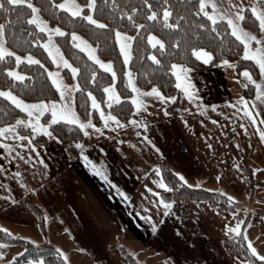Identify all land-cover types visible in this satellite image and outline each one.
Segmentation results:
<instances>
[{"label": "crops", "instance_id": "0c3cea01", "mask_svg": "<svg viewBox=\"0 0 264 264\" xmlns=\"http://www.w3.org/2000/svg\"><path fill=\"white\" fill-rule=\"evenodd\" d=\"M256 5L264 9V0ZM245 7L251 10V5ZM257 38L264 42V31ZM251 47H256L255 41ZM209 61L199 70L182 65L189 69L192 95L190 99L176 79L186 101L180 113H167L171 99L151 93L153 87L139 88L130 74L140 90L134 92L128 82L131 97L143 102L137 108L131 99L137 118L121 122L105 120L108 114H103L95 125L75 111L86 127H80V139L70 142L46 134L45 142L34 143L30 132L20 134L17 124H11L15 132L0 133V229L33 246L66 254L67 260L60 255L65 264H233L221 238L237 235L247 248L251 241L264 255V230L255 227L264 219V97L257 94V85L264 91V75L252 60L258 77L252 76L256 84L247 98L240 76L244 69L229 61ZM241 97L252 116L244 111ZM68 145L75 149L74 156ZM161 161L187 185L221 193L242 207L222 215L202 201L161 203ZM240 163L250 170L251 185ZM26 197L41 208L44 232ZM237 223L240 231H230ZM22 250L20 244L0 241V261Z\"/></svg>", "mask_w": 264, "mask_h": 264}, {"label": "trees", "instance_id": "16d2710c", "mask_svg": "<svg viewBox=\"0 0 264 264\" xmlns=\"http://www.w3.org/2000/svg\"><path fill=\"white\" fill-rule=\"evenodd\" d=\"M60 0H32L41 9L40 15L51 25H57L64 30V34L55 36L61 52L69 63L78 68L75 74L76 84L79 87L73 92V105L75 111L84 120H89L95 125L101 123L103 114L111 113L121 122L137 118L131 101L132 90L126 77V65L117 44L116 31L120 30L132 37L130 43V58L127 67L134 81L141 89L156 87L166 97H175L166 106L169 114L180 113L186 110V101L176 83L172 71L173 64H181L195 70L205 67V63L198 59L193 49L205 48L212 53L210 65L217 64L222 60L233 61L236 69H248L253 78L258 77V71L250 58L243 56V43L232 35L228 22L224 19L216 21L215 28L212 21L203 12L197 15L199 0H148L152 5L149 9L144 0H95V8H82L83 15L73 17L71 13L60 9L57 3ZM86 4L88 0H77ZM5 8L8 5L5 4ZM137 11L133 12L132 9ZM168 8L171 12L167 23L163 20V9ZM11 13L0 10V23H7L5 33L6 45L17 54H32L37 58L36 62H16L15 56L7 54L0 59V87L8 88L21 98L39 101L43 99H58L59 94L53 85L48 69L53 63L42 46L46 33L33 24L27 22V16L31 14L26 5L13 6ZM92 13L93 17L101 20L108 27H100L88 21L84 14ZM151 11L158 13L157 19H148ZM242 12L244 19L241 24L250 29L256 36L261 32L259 21L252 11L245 7ZM123 13V15H122ZM131 15L132 19H129ZM143 25L137 28L136 25ZM177 24V28L169 27ZM205 25L200 28V25ZM78 32L95 46L97 55L112 62L116 78L103 69L95 61L88 58L84 52L75 47L70 34ZM150 33L156 34L164 41V48L159 44L151 45L148 41ZM35 41V43H33ZM157 57L156 61L151 56ZM16 68L23 72L24 79L13 78L5 69ZM64 78L71 81L72 73L69 68L61 70ZM95 72V77L92 73ZM113 84L114 89L120 96L117 102L107 103L104 89ZM245 97L249 98L253 93V83L243 82ZM89 93L99 103V108L90 104ZM25 113L7 98L0 96V127L16 123L17 119L24 118ZM43 120L48 123L49 132L63 142L80 139L83 136L79 125L69 121L48 122L47 115ZM20 134H28L25 126L17 125ZM47 139L46 134H40L32 138L34 143H43ZM67 149L71 156L75 155V149L68 145ZM160 171L167 187L160 193L164 201L182 200L186 202L202 201L215 212L227 215L242 207L241 204L231 201L225 195L203 188H196L183 182L169 167L161 161ZM244 174L245 181L251 185L253 180L250 170L243 163L239 164ZM26 205L34 215L37 226L44 232V217L39 205L30 197L25 199ZM223 245L229 254L241 262L233 264H264L247 248L240 235L226 236L221 238ZM0 241L7 244H20L23 246L19 254H8V258L0 261V264H24L27 260L40 259L43 257L45 264H65L59 253L49 247L33 246L27 240L8 234L0 229ZM123 258L134 263L132 258L123 253L115 244L111 245Z\"/></svg>", "mask_w": 264, "mask_h": 264}, {"label": "snow or ice", "instance_id": "6c2138e0", "mask_svg": "<svg viewBox=\"0 0 264 264\" xmlns=\"http://www.w3.org/2000/svg\"><path fill=\"white\" fill-rule=\"evenodd\" d=\"M145 4H147L148 8L151 9L152 5L148 3V0H144ZM53 3H55V0H53ZM211 3L213 11H208L206 10V5ZM5 4L8 5V8H5ZM26 5L28 9H30L31 14L27 16V22L29 24H33L38 28H41L43 31L49 33V39L47 42H45L44 47L48 49L49 55L53 56V59L56 60L57 57H59L58 62H62L64 65L67 67L71 68V71L73 75H75L79 69L72 67V65L69 63V61L63 57V54L60 52L59 47L57 45H54L52 42V35L55 33H59L61 35L64 34V30L60 28L59 26L55 28H49L48 27V21L44 20L43 17L40 15L41 9L37 7L36 4L32 2V0H0V10H5L7 13H11L14 9L13 6H22ZM60 9H65L67 12L71 13L73 17L75 16H82V8L87 7L88 9H94L95 8V0H89L88 4L86 6L81 5L80 3L77 2V0H60V3L58 5ZM222 6L217 5L214 0H199V10L197 12V15H199L200 12H203V14L208 17L212 21V25L215 28L216 26V21L218 19H224L227 20L228 24L231 26L232 30V35L235 36L238 40L242 41L243 46H244V56L245 58H251L254 60L260 68V72L262 75H264V42L259 40L257 36L246 29L242 28L240 25H238L233 17L231 15H228L226 11L224 10H217L221 8ZM233 7L240 8L241 5H233ZM133 12L137 11L135 8L132 9ZM251 11L253 15L256 17V19L259 21V27L261 31H264V9L259 8L255 3L251 5ZM123 15V13H122ZM171 15V12L168 8L163 9V20L165 23H167L169 16ZM158 18V13L156 11H151L148 19H157ZM235 18L237 20H243L244 19V13L242 11H237L235 13ZM86 19L90 21L94 25H99L100 27H108L106 24H104L101 20H97L93 17L92 13L89 12L88 15L86 16ZM129 19L131 20L132 17L129 15ZM7 23H0V59L4 58L6 54H11L12 56L16 57V62L19 63L22 59H25V57H21L17 55L15 52H11L10 49H8L5 46V33H6V27ZM137 28L143 27V25H136ZM169 27L172 28H177V24H171ZM205 25L201 24L200 28H204ZM71 36L73 38L74 42L76 43L77 48H82L84 52L88 54L89 57H91L92 60H94L101 68L107 69L109 72H112V78L115 80L116 78V73L112 69V62L111 61H104L99 58V56L96 55V49L92 47L86 41L83 37L79 36L76 32H72ZM116 39L120 43V51L124 54V60L125 62L128 61L130 58V42L132 40V37L128 36L126 33H122L119 30L116 31ZM148 40L149 42H152L154 45L159 44L161 48H164V41L159 39L157 36L149 34L148 35ZM255 41L256 47L253 48L251 47L252 42ZM35 43V41H33ZM193 53L201 60L208 62L212 58V53L206 51L205 49H193ZM26 59L29 60V62L35 61V58L29 55L26 57ZM151 59L153 61H156L159 63L157 60V57L155 55L151 56ZM222 64L228 63L226 60L221 61ZM235 67V65H233ZM172 70L173 72L176 73V79L178 81V85L184 87L185 94L189 96L191 99V92L189 91V87L191 85L190 81H187L186 74L189 71V69L185 68L182 65L178 64H173L172 65ZM6 72H8L9 75L14 76L17 80H23L24 76L17 72L15 69L8 68L5 69ZM183 74V75H182ZM245 77H247L249 80H252V75L248 71V69H244L242 73ZM50 76L53 77V83L56 85L57 88H63V85L61 82L57 79L58 73H49ZM96 73L93 72L92 76L95 77ZM128 75V82L129 85L132 87L134 92H139L140 90L137 89L133 84H132V77L130 74L126 73ZM183 81V82H182ZM253 84H256L255 80H252ZM71 87V86H68ZM75 87H79V84H77ZM105 92H108L110 95V98H113L115 100H119V94L115 92L114 87L112 85H109L107 88L104 89ZM151 93H155L160 96L161 99H165L163 95L159 92V89L153 87L151 90ZM150 93V94H151ZM257 94L258 96L264 97V91H261V86L257 85ZM92 94L89 93V96ZM0 96L7 97L9 100L12 101L13 104L17 105L20 108H23L25 112L28 113L29 117L33 115V110H38L41 114L49 108V104H46L45 101L40 100L36 103H26L24 100H22L20 97L14 95L10 90H0ZM61 96H64L63 90L61 91ZM93 99V106L94 107H99L98 102L95 100V97ZM133 103L136 104L137 108L141 106L143 103L137 96L131 97ZM167 99H175V97H167ZM241 103L245 105L244 111L246 112L247 115L252 116V112L248 109L247 107V101H245L241 97ZM50 107H51V114H52V119L51 122L54 123L57 120H69L72 121L73 123H77L80 125L81 128L86 127V123H82L77 114L75 113L74 108L72 105L67 102V101H62L58 103L57 101H51L50 102ZM107 119H112L116 120L117 117L113 116L111 113L108 114L107 117H105V120ZM253 120H255V117H253ZM135 122V121H134ZM17 124H22V123H27V124H35V127L33 128V131H44L47 132L48 135H51V132L48 131L47 125H43L39 123V117L37 116L36 120H28L27 122L18 119L16 121ZM87 124H91V121H87ZM92 127H95V125H92ZM5 130H10L12 132H15V128L13 125H5L3 128H0V133H3ZM87 134V132L85 133ZM260 136L262 139H264V131L260 132ZM23 139V137H21ZM5 147H8L5 145ZM87 159V157H85ZM178 176H180L181 180H184V177L180 174L177 173ZM185 183L187 181L185 180ZM162 187H167V185H164L163 183L161 184ZM161 203H164L162 200ZM168 207V205H165ZM5 232H7V229H4ZM232 232H239L240 231V225L237 223V225L233 228L230 229ZM248 248L253 252L254 254L258 255L261 260H264V255H260L259 252H257L256 248L252 246L251 241L248 242ZM4 253L0 252V256H3ZM60 255L64 256V259L67 260V255L64 253H60ZM28 264H45V261L43 257H41L39 260H29ZM244 264H249V262L245 261Z\"/></svg>", "mask_w": 264, "mask_h": 264}, {"label": "rangeland", "instance_id": "374dc122", "mask_svg": "<svg viewBox=\"0 0 264 264\" xmlns=\"http://www.w3.org/2000/svg\"><path fill=\"white\" fill-rule=\"evenodd\" d=\"M78 3H80L81 5H84V6H86L87 4H88V2H89V0H88V2L86 3V4H83V3H81V2H79V1H77ZM214 2L217 4V5H220V6H222L221 8H219V9H217L218 11L219 10H224V11H226V13L228 14V15H231L232 17H233V19L235 20V22L238 24V25H240L241 27H242V25L240 24V20H237L236 18H235V13L237 12V11H242V8L244 7V6H246V5H252L253 3H255L256 4V2H257V0H214ZM59 3H60V1L57 3V5H59ZM233 5H241V7L240 8H236V7H233ZM65 10V9H64ZM82 10V9H81ZM206 10H208V11H213V9H212V6H211V3H209V4H207L206 5ZM90 12V11H89ZM88 15V13L87 14H84V16H85V18H86V16ZM44 19V18H43ZM45 20V19H44ZM227 21V20H226ZM48 27L49 28H55V27H57V25H51V24H49L48 23ZM231 27V26H230ZM61 28V27H60ZM39 29H41V28H39ZM42 30V29H41ZM120 31V30H119ZM45 32V31H44ZM120 32H122V33H125V32H123V31H120ZM46 33V38H45V40L43 41V43H42V46H43V48L45 49V51L47 52V54L49 55V51H48V49L47 48H45L44 47V44H45V42H47L48 41V39H49V33L48 32H45ZM79 36H81V37H83L86 41H88L82 34H80V33H78V32H76ZM57 34H59V33H55V34H53L52 35V37H51V39H52V42H53V44L54 45H57L58 47H59V45L57 44V42H56V39H55V36L57 35ZM127 34V33H126ZM150 34H152V35H155V36H157L156 34H154V33H150ZM128 36H130L129 34H127ZM70 36H71V34H70ZM131 37V36H130ZM158 37V36H157ZM159 38V37H158ZM160 39V38H159ZM71 40H72V43L74 44V46L76 47V43H78V41L77 42H74L73 41V38H72V36H71ZM117 40V39H116ZM149 41V40H148ZM88 43L90 44V45H92V47L93 48H95V46L92 44V43H90L89 41H88ZM151 45H154L152 42H149ZM117 44H118V47H119V49H120V43L117 41ZM156 45V44H155ZM5 46L8 48V49H10L7 45H6V43H5ZM201 48H203V47H200L199 49H201ZM82 52H84L83 51V49L82 48H79ZM203 49H205V48H203ZM11 50V49H10ZM59 50H60V48H59ZM206 50V49H205ZM129 51H130V49H129ZM207 51V50H206ZM11 52H13L12 50H11ZM60 52H61V50H60ZM121 52V51H120ZM62 53V52H61ZM85 53V55L88 57V58H90L91 59V57H89L88 56V54L86 53V52H84ZM17 54V53H16ZM63 54V53H62ZM121 54H122V57H123V60H124V54L121 52ZM7 55V54H6ZM17 55H19V56H21V57H25V59H22L21 61H26V62H29V60L28 59H26V57H28L29 55H31L32 57H34L35 58V61H33V62H36L37 61V58L34 56V55H32V54H29V53H26V54H23V55H21V54H17ZM96 55H97V53H96ZM98 56V55H97ZM243 56H244V51H243ZM49 57H50V59L52 60V63H53V66H52V68H49L48 69V75H49V73H52V72H54V73H58V76H57V79L61 82V84L63 85V88L61 89V88H57L56 87V85L53 83V77L52 76H50L49 75V77H50V79H51V81H52V83H53V85L56 87V89H57V91H58V94H59V97H58V99H43V101H45V103L46 104H49V108L47 109V110H45L42 114L38 111V110H33V115L31 116V117H29V115H28V113L27 112H25L24 111V109L23 108H20V107H18L17 105V107L21 110V111H23L24 113H25V117L24 118H19L20 120H23V121H25V122H27L28 120H33V121H35L36 120V118H37V116L39 117V123L40 124H43V125H47V128H48V123L47 122H45L44 120H43V116L44 115H47V119H48V122H51V119H52V114H51V107H50V102L51 101H57L58 103H60V102H62V101H67V102H69L71 105H72V107L74 108V105H73V92H74V90L76 89V81H75V75H73V73H72V71H71V68H69V67H67L66 65H64L62 62H58V60H59V57H57V59L56 60H54L53 59V56L52 55H49ZM63 57H64V55H63ZM65 58V57H64ZM100 58V57H99ZM15 59H16V57H15ZM101 60H104V61H110V60H105V59H102V58H100ZM92 60V59H91ZM94 61V60H93ZM128 62V61H127ZM127 62H125V60H124V63H125V65H126V72L125 73H128V74H131V72H130V70L128 69V67H127ZM229 62H231V63H233L234 64V62L233 61H229ZM64 67H67V68H69L70 69V71H71V73H72V80L71 81H67L65 78H64V76H63V74H62V72H61V70L64 68ZM72 67H74V66H72ZM12 69H15L17 72H19V73H21L23 76L25 75L23 72H21V71H19L18 69H16V68H12ZM103 69H105V68H103ZM113 69V68H112ZM107 70V69H106ZM108 71V70H107ZM111 74H112V72H110ZM243 71L241 72V74H240V76H241V80L242 81H244L245 83L246 82H248L249 80H248V78L247 77H245L243 74ZM132 75V74H131ZM13 78H15L14 76H12ZM16 79V78H15ZM110 85H112L113 86V84H110ZM68 86H71V87H68ZM109 86V85H108ZM107 86V87H108ZM106 87V88H107ZM114 87V86H113ZM0 90H10V89H8V88H4V87H0ZM63 90V92H64V96L62 97L61 96V91ZM115 90V89H114ZM11 91V90H10ZM14 95H16V96H18L17 94H15L13 91H11ZM106 99H110V95H109V93L108 92H106ZM2 97H4V96H2ZM18 97H20V96H18ZM5 98H7V97H5ZM21 98V97H20ZM93 96H91L90 97V104H91V106L92 107H94L93 106ZM8 99V98H7ZM22 100H24L26 103H36V102H38V101H31V100H27V99H24V98H21ZM9 100V99H8ZM10 102H12L11 100H9ZM40 101V100H39ZM99 104V103H98ZM15 105V104H14ZM96 108H99V107H96ZM75 110V109H74ZM18 120V119H17ZM17 124V123H16ZM17 125H20V126H25V127H27L28 128V130H29V132H30V135L31 136H37V135H40V134H47V132H44V131H33V128L35 127V124H27V123H22V124H17ZM48 131H49V128H48ZM180 201H182V200H180ZM184 202H186V201H184ZM191 202H194V201H191ZM259 226H261L262 228H263V230H264V219H259V221L255 224V227H259ZM225 247V246H224ZM24 249V248H23ZM257 252H258V250H257ZM259 259V258H258ZM261 261H263V260H261ZM233 262L234 263H237V262H241L240 260H238V259H236V258H234L233 259Z\"/></svg>", "mask_w": 264, "mask_h": 264}]
</instances>
